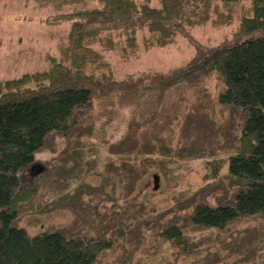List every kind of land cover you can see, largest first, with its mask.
<instances>
[{
  "label": "rangeland",
  "instance_id": "rangeland-1",
  "mask_svg": "<svg viewBox=\"0 0 264 264\" xmlns=\"http://www.w3.org/2000/svg\"><path fill=\"white\" fill-rule=\"evenodd\" d=\"M51 14L32 0H0V82L43 71L49 57L58 56L70 25L48 24ZM237 18L228 27L212 18L169 46H142L136 57L122 56L120 47L105 53L103 72L118 81L146 82L142 107L136 112L118 98L98 99L76 126L75 136L67 140L51 135L35 156L44 173L34 174L31 168L25 172V180H35L37 191L21 206L15 226L29 236L59 231L69 238H96L106 223L121 227L122 238L98 254L95 264H264V216L240 218L223 230L187 225V252L157 240L151 225L157 216L189 215L191 209H184L194 197L223 206L237 194L228 159L246 117L241 108L219 102L224 87L218 74L169 90L159 107L153 106L159 91L148 84L154 75L183 68L195 56L194 44L214 45L229 37L237 29ZM132 120L141 125L138 136L155 137L156 155L120 146ZM128 165L137 174L148 168L147 175L135 181L134 173L126 175L122 191L115 172ZM154 175L159 177L157 191ZM131 183L133 188L126 190Z\"/></svg>",
  "mask_w": 264,
  "mask_h": 264
},
{
  "label": "trees",
  "instance_id": "trees-1",
  "mask_svg": "<svg viewBox=\"0 0 264 264\" xmlns=\"http://www.w3.org/2000/svg\"><path fill=\"white\" fill-rule=\"evenodd\" d=\"M32 1L51 10L48 24L70 26L57 47L58 56L49 57L45 70L0 82V264H95L98 254L122 238L121 227L107 223L96 238H69L59 231L29 236L15 226L21 206L37 191L35 180H25V172L36 164V154L51 135L67 140L75 136L95 100L118 98L135 106L136 112L142 107L140 93L146 82L118 81L103 72L105 53L120 47L122 56L136 57L142 46L164 48L214 19L228 27L236 16L237 29L217 44H194L195 56L183 68L154 75L148 84L159 91L153 103L159 107L169 90L218 74L224 87L219 102L241 108L246 117L227 168L239 188L231 204L210 206L197 196L184 209H191L189 215H162L149 223L157 240L187 252V225L223 230L240 218L264 216V0ZM140 127L132 120L120 146L156 155L155 137L138 136ZM147 169L141 174L130 165L116 169L118 186L123 191L120 185L126 175L134 173L135 181L144 178ZM132 183L125 189L133 188Z\"/></svg>",
  "mask_w": 264,
  "mask_h": 264
},
{
  "label": "water",
  "instance_id": "water-1",
  "mask_svg": "<svg viewBox=\"0 0 264 264\" xmlns=\"http://www.w3.org/2000/svg\"><path fill=\"white\" fill-rule=\"evenodd\" d=\"M43 170L44 168L40 165H33L31 167V171H35L34 174H40ZM153 185H154L153 190L157 191L159 188V177L157 175L153 176Z\"/></svg>",
  "mask_w": 264,
  "mask_h": 264
}]
</instances>
